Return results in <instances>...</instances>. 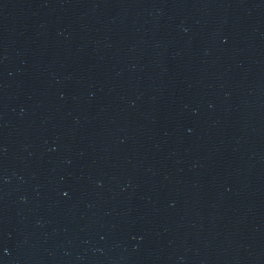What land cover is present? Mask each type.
Returning <instances> with one entry per match:
<instances>
[{"label":"water","instance_id":"obj_1","mask_svg":"<svg viewBox=\"0 0 264 264\" xmlns=\"http://www.w3.org/2000/svg\"><path fill=\"white\" fill-rule=\"evenodd\" d=\"M0 264H264V0H0Z\"/></svg>","mask_w":264,"mask_h":264}]
</instances>
